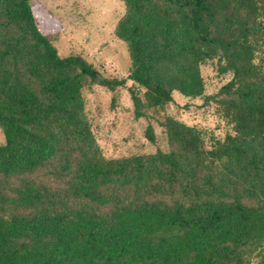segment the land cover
<instances>
[{
  "label": "trees",
  "instance_id": "1",
  "mask_svg": "<svg viewBox=\"0 0 264 264\" xmlns=\"http://www.w3.org/2000/svg\"><path fill=\"white\" fill-rule=\"evenodd\" d=\"M39 1L0 0V264H264V0H122L134 114L168 148L119 157L83 91L126 78L60 55ZM174 91L223 130L158 118Z\"/></svg>",
  "mask_w": 264,
  "mask_h": 264
},
{
  "label": "rangeland",
  "instance_id": "2",
  "mask_svg": "<svg viewBox=\"0 0 264 264\" xmlns=\"http://www.w3.org/2000/svg\"><path fill=\"white\" fill-rule=\"evenodd\" d=\"M46 15L40 17L41 28L47 33L60 55L79 54L106 76L126 78V85L115 91L93 85L83 91L86 111L96 138L107 157L154 152L168 148L167 133L155 112L136 118L130 93L133 84L128 78L131 59L126 43L115 34L119 18L125 12L122 0H40ZM207 91H216L227 80L218 74L213 63L204 65ZM175 99L156 114L171 115L187 124L220 132L224 123L201 99H190L174 91ZM153 113V114H152ZM152 124L155 141L146 137ZM5 142L0 125V144Z\"/></svg>",
  "mask_w": 264,
  "mask_h": 264
}]
</instances>
